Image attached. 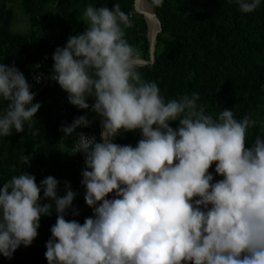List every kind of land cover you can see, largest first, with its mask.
I'll use <instances>...</instances> for the list:
<instances>
[{
	"label": "clouds",
	"instance_id": "1",
	"mask_svg": "<svg viewBox=\"0 0 264 264\" xmlns=\"http://www.w3.org/2000/svg\"><path fill=\"white\" fill-rule=\"evenodd\" d=\"M151 2L163 6V0ZM235 2L243 13L261 5ZM83 17L84 31L55 49L50 79L69 103L101 118L99 141L76 133L93 123L87 115L61 127L65 136H77L72 154H84L80 183L93 216L83 224L65 219L69 209L79 215L70 182L61 196L51 175L39 184L27 171L13 175L0 186V254L11 259L21 244L30 246L41 217L54 209L48 264H264V138L257 135L247 146L257 120L251 114L237 119L231 109L214 118L198 106V92L166 100L156 82L142 78L145 64L126 39L133 22L118 2L112 9L88 5ZM30 89L14 64L0 63V101H7L0 136L25 126L36 134L41 103H33ZM137 130L136 146L114 142ZM19 160L30 166L31 154ZM213 164L222 179L214 180Z\"/></svg>",
	"mask_w": 264,
	"mask_h": 264
},
{
	"label": "trees",
	"instance_id": "2",
	"mask_svg": "<svg viewBox=\"0 0 264 264\" xmlns=\"http://www.w3.org/2000/svg\"><path fill=\"white\" fill-rule=\"evenodd\" d=\"M15 1L0 0V63L14 64L27 81L31 72H40L44 82L30 89L36 93L33 103H41L33 118L36 134L25 126L24 132L13 129L11 136H0V186L26 171L36 177L37 184L51 175L60 181L58 195L64 194L65 181L77 193L73 206L79 215L73 216L69 209L65 219L83 224L93 213L85 203L86 189L80 183L84 154H72L77 136H65L61 127L87 115L90 120L95 118L91 131L99 141L100 117L69 103L67 93L50 79L55 49L64 47L69 36L84 31L83 12L88 5L112 9L118 2L129 14L133 26L125 29L126 39L138 50L139 58L148 61L139 68L142 78L156 82L166 100L198 92V106L214 118L231 109L237 119L251 114L257 120L248 130V147L257 135L264 138V0L251 13L241 12L235 0H163L162 7L146 0L158 19L153 60L149 58L147 24L141 11L136 13L140 9L135 0H18L15 4L20 1L30 27L26 34L10 29ZM88 102L91 105L93 99ZM6 105L7 101H0V110ZM170 124L175 128L178 121ZM80 131L87 128L76 129V133ZM140 138L137 130L117 136L114 142L136 146ZM21 154H31L30 166L20 162ZM210 171L214 180L222 179L215 173V164ZM48 202L50 198L41 200ZM56 218L54 209L50 216H42L34 243L27 249L20 245L11 259L0 254V264H48L46 242Z\"/></svg>",
	"mask_w": 264,
	"mask_h": 264
},
{
	"label": "water",
	"instance_id": "3",
	"mask_svg": "<svg viewBox=\"0 0 264 264\" xmlns=\"http://www.w3.org/2000/svg\"><path fill=\"white\" fill-rule=\"evenodd\" d=\"M136 1V5H138L137 9H140L141 11V15L143 16V18L145 19V22L147 24V40L149 42V58L150 60H153V57H154V48H155V36H156V33H157V30H158V19L151 7V5L148 3V1H146V3L149 5V8H150V17L154 20V28L151 30L150 27H149V24H148V18H147V12H145L144 10H142V7L139 3V0H135ZM137 14H139V11H136ZM139 58V57H138ZM142 62H144V64H147L148 61L145 60V59H142V58H139ZM101 118H99V127H100V132L102 131V125H101ZM91 216H93V213L91 214Z\"/></svg>",
	"mask_w": 264,
	"mask_h": 264
},
{
	"label": "rangeland",
	"instance_id": "4",
	"mask_svg": "<svg viewBox=\"0 0 264 264\" xmlns=\"http://www.w3.org/2000/svg\"><path fill=\"white\" fill-rule=\"evenodd\" d=\"M17 1L18 0H16L15 2H13L12 5H11L12 6V9H13V20H12L10 29L13 32H16V33L26 34L30 30L29 23L27 21V18L25 16V14L21 10L20 1H19L18 4H15V3H17ZM137 11H139V13H140V10H137ZM35 239L33 240L32 244L34 243ZM21 246L24 249H27L28 247H30V246H24L23 244H21Z\"/></svg>",
	"mask_w": 264,
	"mask_h": 264
},
{
	"label": "built area",
	"instance_id": "5",
	"mask_svg": "<svg viewBox=\"0 0 264 264\" xmlns=\"http://www.w3.org/2000/svg\"><path fill=\"white\" fill-rule=\"evenodd\" d=\"M41 75L40 72H31L29 77H28V83L31 85V88L35 85V84H43L44 79H41V81L39 83H37L35 77ZM87 131H80V132H84L85 134L91 135V136H95V133L91 131L92 128V124L89 127H86ZM77 139V137H76Z\"/></svg>",
	"mask_w": 264,
	"mask_h": 264
},
{
	"label": "bare ground",
	"instance_id": "6",
	"mask_svg": "<svg viewBox=\"0 0 264 264\" xmlns=\"http://www.w3.org/2000/svg\"><path fill=\"white\" fill-rule=\"evenodd\" d=\"M139 3L141 5V7H142V10L147 12L148 24H149L150 29L152 30L154 28V20L149 15V13L151 12L150 8H149V5L146 3L145 0H139Z\"/></svg>",
	"mask_w": 264,
	"mask_h": 264
}]
</instances>
